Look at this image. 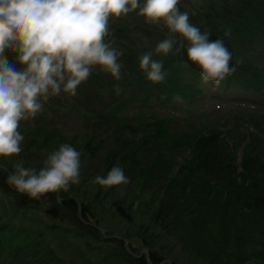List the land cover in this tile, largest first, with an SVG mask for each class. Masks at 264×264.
Masks as SVG:
<instances>
[{
	"label": "trees",
	"instance_id": "16d2710c",
	"mask_svg": "<svg viewBox=\"0 0 264 264\" xmlns=\"http://www.w3.org/2000/svg\"><path fill=\"white\" fill-rule=\"evenodd\" d=\"M180 7L181 11L189 12L190 22L199 26L202 31L210 32L212 39H223L233 54L231 66L235 67L236 71L226 77L223 93L238 92L239 95H236L238 98L227 101L246 104L250 99L242 96V93L246 96L257 95L259 92L261 95L264 94V0H198L186 4L181 2ZM110 27L115 46L125 50L122 57L124 68L121 79L114 80L109 74L99 73L98 70L87 82L78 87L75 99H68L61 93L62 96L50 97L47 101L49 107H54L58 111H74L84 118L86 123H90L89 140L83 146L85 153L82 151L84 153L82 158L88 159V156L93 158L104 142H114L109 153H106L105 161L94 163L93 167L100 166V169L95 170L93 174H98L100 170L103 173L101 176H105L107 168L110 169L112 166H119L124 171L122 166L123 161L128 159L127 155H135L148 144V138L145 137V132L142 134L139 121L137 124L138 118L130 116L132 107L137 108L136 105H139L163 111L174 103L186 107L185 104L191 105L209 96L206 86H201V69L188 61L184 49L163 58L164 70L168 76L160 84L154 85L147 81L145 74L139 70V53L154 50L158 41L165 38L167 29L162 32L158 26L141 23L137 27L122 31L127 34L128 39L121 40L119 30L114 31L112 25ZM117 85L119 92L116 90ZM177 95L182 97V102L174 99ZM212 99L222 101L224 97L216 92ZM213 113L199 115L203 119V124H211L216 121L215 117H220ZM253 122L255 123V120L250 118L248 125ZM188 125L195 129L192 124ZM249 126L251 127L247 129L248 131L254 126L258 127ZM36 127L41 129L37 130L41 136L43 126ZM167 132L162 131L160 136L165 133L167 135ZM201 135L180 148L191 151L195 170L205 171L212 179L210 185L235 178L230 183L228 193L220 196L217 191H213V198L210 195L201 198L197 196L198 190L193 189L184 195L181 192H185V189L176 185L175 181L165 188L161 187L163 184L161 181L157 187L163 202L152 219V227L174 237L186 253L193 257H201L206 263L233 264L234 261L243 263L249 258L240 247H244L250 238V235L246 234L252 229L250 216L262 217L264 221L262 207L264 196L252 195L244 189L239 190L235 183L239 178L244 183L256 180V171L261 173L264 165L256 163V158L252 155L261 148L249 140L250 149L247 153L244 150L242 154L248 165L242 164L243 171L238 174L233 170L236 167L229 164V159L231 155H235L234 150L240 147V143L222 141L220 135L216 133L208 132ZM159 140L160 138L154 139L151 150H162ZM37 142L34 135L30 141L31 150L35 151ZM41 142L38 148L40 150L45 148V152L49 154L52 142L46 140ZM117 155L123 157L118 160ZM6 161L7 158L0 157V264H71L72 255L66 241L72 238L84 243L88 249L91 248L89 245L91 242L107 245V256L98 257L95 262L90 256L84 259L88 264H161L163 260H167L155 249L150 250V259L146 255L140 257L137 254L138 249L124 246L122 237L121 239L104 237L100 230L102 225L96 214L105 203L102 194L95 195L93 197L95 199L89 203L72 197L74 191L70 189L67 192L62 190L61 199L57 198L58 194L49 193L38 201L32 200L6 183L8 173L3 170L7 167ZM241 200H246L247 205L239 203ZM193 206L195 210H192ZM89 221H95V225L89 227L90 225L86 223ZM257 222L261 221L257 219ZM219 223L221 224L219 229L223 230L221 237L224 240L234 239L236 245L231 243L223 245L221 237L217 239L211 235H204L210 227ZM263 224L261 223L262 226ZM182 225L185 226V230L181 228ZM230 245L233 249H230Z\"/></svg>",
	"mask_w": 264,
	"mask_h": 264
},
{
	"label": "clouds",
	"instance_id": "9594fccd",
	"mask_svg": "<svg viewBox=\"0 0 264 264\" xmlns=\"http://www.w3.org/2000/svg\"><path fill=\"white\" fill-rule=\"evenodd\" d=\"M180 5L181 0H0V157L19 156L25 139L18 131L20 122L34 119L50 97H75L98 70L121 79L125 50L115 46L110 25L130 13L162 32L167 29L154 50L138 55L147 81L164 82L163 58L184 49L188 61L202 71L201 86L220 87L236 71L233 54L223 39H212L190 22ZM174 99L182 102L179 95ZM80 158L71 144H61L47 154L38 172L24 167L23 160L14 162L6 183L37 201L67 192L80 183ZM129 182L119 166L94 180L105 189Z\"/></svg>",
	"mask_w": 264,
	"mask_h": 264
},
{
	"label": "rangeland",
	"instance_id": "374dc122",
	"mask_svg": "<svg viewBox=\"0 0 264 264\" xmlns=\"http://www.w3.org/2000/svg\"><path fill=\"white\" fill-rule=\"evenodd\" d=\"M197 1L181 0L185 4ZM141 23L144 24L142 17L135 13H130L128 17H122L111 25L114 31L115 29L119 30L121 40H127V34L122 31L125 32L127 28L137 27ZM224 83L225 80L215 90H213V86L210 83L205 87L206 92H209L207 94L209 96L206 99L196 101L194 104H185L186 107L174 103L163 111L151 110L139 105H136L137 108L132 107L130 109V116L138 118L137 124L139 121L142 134L145 132V137L148 138V144L135 155H127L128 159L123 161L124 174L130 180L127 184L105 189L94 183L95 177L103 174L100 170H98V174H93L95 170L100 169V166H97L99 168L93 167L94 163L99 164L105 161L106 153H109V149L113 147L114 142H104L102 148H99L96 152L97 155L93 158L87 157V155L85 157L88 159L82 158L85 153L83 146L89 140L90 123H86L85 119L74 111H58L54 107H49L48 102L44 103L42 112L37 114L34 119L20 122L18 131L25 137L21 143L22 151L19 156L7 158V173L14 172V162L20 160L24 161V167L35 168L38 172L44 166V160L47 158L45 148L41 150L38 148L41 141L52 142V145H48L50 153L58 150L61 144H71L81 153V166L80 183L71 185L69 189L74 191L72 197L79 198L85 203L95 199L93 198L95 195L102 194L104 196L103 200L105 203L96 214L102 225L100 227L101 233L104 237L106 236V239H121L122 237L126 248H136L140 257L146 255L148 259H150L151 249L158 250L167 258L161 264H209L201 257H193L186 253L174 237L164 234L159 229L155 230L152 227V219L156 216L155 213L163 202L157 187L161 184V181L164 184H161V187L164 186V188L172 181H175L176 185L185 189V192H181L184 195H187L193 189L198 190L197 196L201 198L207 195L213 198V191H217L220 196L228 193L230 183L235 178L222 181L217 185H210L212 181L210 176L205 171L195 170L191 151L180 148L186 143L201 137V134L216 133L220 135L222 141L226 140L228 142V140H231V143H240V147L234 150L235 155H231L229 159V164L236 167L233 170H236L238 174L243 171L242 164L248 165L242 154L244 150L247 153V150L250 149L249 140L254 141V145L261 148L260 151H256L255 155L252 156L256 158V163L264 165V94L261 95L259 92L257 95L246 96L242 93V96L250 99L246 104L227 101V99L238 98L236 95H239V93L228 92L224 94ZM216 92L224 97L222 101L220 99H218L219 101L212 99ZM72 99L75 98L72 97ZM252 99L254 101H251ZM190 112L192 113L190 114ZM208 112H214L213 114H217L220 117H215L216 119L210 118L216 121L205 125L199 115ZM250 118H253L255 123L253 122L249 125L258 127L254 126L248 131L247 129L251 127L248 125ZM189 121L192 122L189 123ZM188 124L195 126V129H192ZM36 126H43L44 129H42L43 134L41 136L37 133L40 128ZM199 129L201 131H198ZM162 131H168L167 135L165 133L160 136ZM34 135L38 141L35 145V151L30 149V141L33 140ZM155 138H160L158 143L162 147L161 151L159 149H150L151 144L154 146ZM56 145H58L57 148ZM122 157L123 155H117L118 160ZM113 167L116 166H112L110 169L107 168V173L104 175L106 176ZM255 174L256 180H249L244 183L239 178L236 180L235 187L239 190H247L252 195L264 196V168H262L261 173L256 171ZM211 193H213V196H211ZM59 194L57 198L61 199L62 190ZM85 203L84 205H86ZM239 203L244 206L248 202L241 200ZM262 207L264 209L263 205ZM195 209L193 206L192 210ZM250 217L252 218V229L246 233L250 235V238L245 242L244 247H240L243 249L244 255L248 256L249 259L243 263L234 261L232 262L233 264H264V234L262 235L264 226L261 225L264 221L262 217L258 218L255 215ZM257 219L261 222H257ZM86 223L90 225L89 227L95 225V221ZM220 223L217 226L210 227L209 231L204 235H211L217 239L223 236V230L219 229L221 227ZM181 228L186 229L184 225ZM243 238H245L244 235ZM222 240L223 245L224 243L236 245L232 238L226 240L222 238ZM133 244L134 246H129ZM66 245L72 255L71 264H88L84 259H88L90 256H92L93 262L98 257L107 256V245L100 242H91L89 244L91 248L88 249L84 246V243L82 244L79 240L72 238L66 241ZM231 245L230 249H233ZM214 264H225V262H216Z\"/></svg>",
	"mask_w": 264,
	"mask_h": 264
}]
</instances>
